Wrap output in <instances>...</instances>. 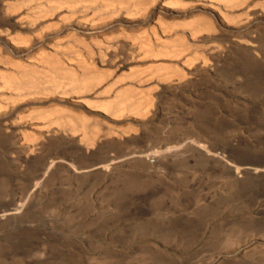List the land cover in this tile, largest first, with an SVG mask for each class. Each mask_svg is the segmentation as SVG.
I'll use <instances>...</instances> for the list:
<instances>
[{
  "label": "rangeland",
  "instance_id": "374dc122",
  "mask_svg": "<svg viewBox=\"0 0 264 264\" xmlns=\"http://www.w3.org/2000/svg\"><path fill=\"white\" fill-rule=\"evenodd\" d=\"M8 2L0 264H264V0Z\"/></svg>",
  "mask_w": 264,
  "mask_h": 264
},
{
  "label": "bare ground",
  "instance_id": "6f19581e",
  "mask_svg": "<svg viewBox=\"0 0 264 264\" xmlns=\"http://www.w3.org/2000/svg\"><path fill=\"white\" fill-rule=\"evenodd\" d=\"M1 1H2L1 6L3 7V10L5 12H7V9L9 8L8 0H1ZM11 17H13L11 22L14 23L13 26H15L16 29L22 30L24 32H31L34 34L37 31V29L39 28L38 24L34 23V21L31 20L30 18L24 16L22 12L17 13V14H13V15H11ZM41 42L42 41H40V40L34 41V43L31 45L32 46L31 49L34 50L37 47H39L41 45ZM43 52H44V50L40 51L39 54H41ZM232 167L235 169L236 174L239 176L243 173H246V172H249V173H252L255 175H259V176L264 175V167H249V166H238V165L232 166ZM21 208L23 209L24 207H21ZM8 214H2V215H0V218H5L6 216H8Z\"/></svg>",
  "mask_w": 264,
  "mask_h": 264
}]
</instances>
